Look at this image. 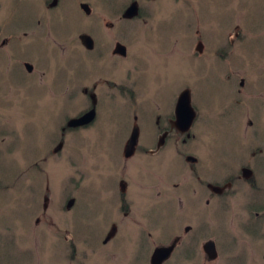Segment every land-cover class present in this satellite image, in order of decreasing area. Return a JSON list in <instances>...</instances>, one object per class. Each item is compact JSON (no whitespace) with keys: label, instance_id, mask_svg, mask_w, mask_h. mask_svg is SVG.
I'll list each match as a JSON object with an SVG mask.
<instances>
[{"label":"rangeland","instance_id":"374dc122","mask_svg":"<svg viewBox=\"0 0 264 264\" xmlns=\"http://www.w3.org/2000/svg\"><path fill=\"white\" fill-rule=\"evenodd\" d=\"M17 1L0 0V264H151L147 254L153 248L137 228L122 230L120 240L101 242L105 227L100 226L112 216L107 194L115 184L114 155L129 133L123 130L137 115L141 130L134 146L156 149L151 112L170 108L183 90L208 119L205 130L199 127V150L200 169L209 181L240 174L241 160L257 147L264 154V0H136L140 16L126 20L122 12L132 0H61L67 21L53 32L40 12L45 0ZM79 3L90 6L91 13L82 14ZM34 11L40 13L37 19L42 14L37 28L45 26L44 35L23 36V27L35 30L29 24ZM21 26L15 34L20 37H11ZM82 33L95 39L96 52L121 42L127 58L94 57L95 52H86L90 48L84 50ZM4 37L10 42L1 45ZM198 41L203 44L199 53ZM26 61L30 66L24 68ZM233 69L259 78L256 86L247 85L251 100L240 101L238 77L232 85L225 79ZM106 77L117 87L132 84L140 103L121 100L118 91L113 99L101 96L96 89ZM84 88L96 91L97 118L90 127L72 130L78 126L68 122L90 105ZM136 157L171 186L185 177L183 161L168 152L162 159ZM256 158V190L237 183L235 193L214 200L205 222L216 243L215 260H204L199 243L185 250L191 257L177 249L181 255L168 264H264V226L241 229L264 224V155ZM162 205L144 215L151 242H162L179 224L171 205L161 211ZM255 210L261 211L258 219L252 216Z\"/></svg>","mask_w":264,"mask_h":264},{"label":"flooded vegetation","instance_id":"af4514ba","mask_svg":"<svg viewBox=\"0 0 264 264\" xmlns=\"http://www.w3.org/2000/svg\"><path fill=\"white\" fill-rule=\"evenodd\" d=\"M136 2V0H132V2H130L128 6H130L131 4H135L137 6V16L127 18L122 17L124 20L140 16V8L138 3ZM60 3L61 0H45L43 5L40 2L43 8L42 9L40 6V12L45 13V16L47 18V25L52 32L55 27L60 29L67 21V15L64 12V6L60 5ZM81 4L82 3H79V8L82 11V14H90V6L89 9L83 10L81 8ZM125 10L126 9H124L123 11L125 12ZM39 14V12L36 13L34 11L33 15L35 16V19L31 23L28 22L31 25H35L36 31L28 26H25L23 27L26 29L25 31H23V36H27L31 33L34 34L38 31H40V35H44L43 29L45 26L42 28H37V25H40L42 23V14L40 15V18L37 19ZM43 21L45 22V19ZM9 23L21 25V22L17 23L15 21H12ZM110 24L113 25L112 22ZM16 27L14 35L10 34L11 37H20V35L15 34L18 31H21L23 28L22 26L18 29ZM87 34L88 33L80 34V40L81 35ZM88 35L90 36L91 41L88 42V48H90V50H88L89 52L86 51L87 46H85V44L81 41V44L87 53L91 54L92 52H95L94 57H96L97 55L99 58L105 60L108 59L110 61H113L114 58L118 57H120V59H123L122 57L127 58L128 55L126 46L124 45V48L117 47V45L121 44V42L115 41L112 49L108 48V46L104 44V46L100 48V51L96 52L95 50L97 44L95 43V39L90 34ZM57 38H60L58 34ZM20 39L21 38H17V40ZM6 42L9 43L10 40L4 37V39L1 40V45L5 44ZM197 43L198 44L196 46V51L199 53L203 49V44L201 41H198ZM202 53H200L199 55H201ZM207 57L209 59V53H207ZM26 64L27 61L23 63L24 68H26ZM32 68L33 65L31 64V69ZM29 72H31V70ZM224 76L229 85H232L238 77L237 80L240 86V88L238 89V93H241L240 101H244L245 99L247 100L248 97L250 100L253 98V96H249L248 94V92H252L249 91L248 86H250L251 82H254V86L257 85L259 79L257 76L253 77L249 70L243 71L239 69H233L229 72H225ZM127 77H131L129 73H127ZM105 79V81L102 82L103 84L100 85L102 87H97L96 89L101 93L103 92L101 96L113 99L114 94L118 91L121 100L131 101L133 103L139 102L137 101L139 97L134 96V93H136V91L133 89L132 84V87L130 88L127 84L126 86L128 87H124V85L121 87H117L115 83H113L115 82L114 78L112 79V77H106ZM207 80H209V77ZM104 86H106V88H104ZM124 89L129 92V94L123 95L121 91H124ZM106 90H108V94L105 93ZM81 92L84 95V99L90 100V105L87 106L88 108L86 107L85 110L76 115L75 118H78L83 114L91 111L93 112L92 118L88 122L78 127L69 128L72 130L90 127L94 124L97 118L96 103L99 98L95 95L96 91L91 92L89 89L86 90L84 88V90ZM183 93V90H179L170 108L166 110H160L158 112H151L154 133L155 135H157L155 144V146L157 147L156 149H153V147V150H151L143 144L139 145V143H137L136 146L129 145V136L132 134L133 130L136 129L138 135L141 130V127L137 120V115H134L129 120L131 126H126L124 128L123 131L129 132L128 137L125 140V145L122 151L119 153H115L114 155L113 161L115 162L116 170L113 178L115 179V184L111 193L107 194L108 202L110 201L109 203L111 205L112 216L108 221H106V223L100 226L105 227L102 233L103 237L101 241L103 245H107L109 243H112V241L114 240H120L121 238H123L122 230H126L130 227L139 229L142 232L145 241L150 243V249L151 247L153 248L151 250V253L149 252L147 254V260L149 258V261L152 252L156 247L174 244L169 257L166 258L165 261L162 262V264H168L175 258L177 254H180L177 249H179L180 252L183 253V257H191L189 252L186 253V255L184 254L185 250L189 248V251L191 252V249L193 247L196 246L197 249L199 243L202 247L204 260H207L206 262H213L215 260H209L203 249L204 243L206 241L212 240L211 238H209V225H206L205 222L207 220L209 221V215L213 214L215 201H219L220 199L224 200L226 196H230V194L235 193L237 189L235 185L237 183L248 185V187L251 188L252 191L256 190L253 187L257 186V183L260 182V180L258 179L260 178H258L259 176L256 175L259 172H257L254 168V161L255 159H257V155H264L263 153H261L262 149L257 147L254 151H252L251 157L246 158V156L244 160H241L244 162L240 166V174L226 175L224 176L223 181L220 183L216 181H209V175H205L202 172V169H200L202 167V157L200 153L201 151L199 150L201 149L199 147V144L201 142V139H199L201 131L199 130V127L202 128V130H205L204 122L208 119L201 118L202 113L192 103L190 95L183 97ZM85 94L88 96H86ZM186 98H188L189 101L185 100ZM143 99L144 97L141 98V101ZM181 100L187 101L189 102V104H183L182 106ZM135 121H137L138 125L135 123ZM247 122L250 126H253L254 124V121L252 119L248 120ZM63 127L62 131L65 132V130L68 128L63 129ZM64 132H61L62 137L65 136ZM186 141H190L191 143H189L188 145L187 143H185ZM150 151H153L154 153H150ZM167 152L170 154V158H177L178 160H182L184 163V169L182 171V174H184L185 176L184 179L172 183V186L166 182V176L160 174L152 166L135 160L137 158L136 155H154L155 157L162 159V157L167 156ZM182 174L177 176V179L183 178L181 176ZM70 199L67 200V203ZM159 204H163L160 207L161 211L164 210L165 204L171 205L174 214L179 221V224L176 228V231H171L172 235L170 236V238L168 237L171 232H169V234H166L162 242H160L161 240L156 239H153L151 242L149 240V238L151 237V233L146 231V229L149 228V224L145 220L144 215L150 209H153L154 206L157 208V210H159ZM247 206L248 205L245 204L243 208H246ZM260 212L261 211L255 210L253 211L252 216L258 219L261 214ZM257 219L255 221L259 222ZM199 223H201V227H199ZM261 226H264V224L248 223L242 225L241 229L243 232H245L246 229H252L251 227ZM177 231H180V234H177ZM198 234L200 235L198 236ZM116 251L117 249L113 248L110 254L112 260H115L117 254ZM194 261H196V259Z\"/></svg>","mask_w":264,"mask_h":264},{"label":"water","instance_id":"95a60500","mask_svg":"<svg viewBox=\"0 0 264 264\" xmlns=\"http://www.w3.org/2000/svg\"><path fill=\"white\" fill-rule=\"evenodd\" d=\"M83 7H85L84 9H88L86 4H82ZM137 14V6L135 4H131L124 12L125 17H132L135 16ZM81 41L88 47V42L90 41V37H88V35H81ZM117 47H122L124 48V45L122 44H118ZM28 67L30 66L29 64H26ZM31 68V67H30ZM182 101V106L183 104H188L187 101ZM92 111L91 112H87L85 114H83L82 116L78 117V118H73L68 122L69 126H79L82 125L86 122H88L89 120H91L92 118ZM137 130H133L131 136H130V140H129V145L130 146H134L136 143V134ZM133 148V147H132ZM174 244L171 245H167V246H158L154 249V251L152 252L151 258H150V263L151 264H162V262L169 257V254L171 252V250L173 249ZM203 249L204 252L207 256V258L209 260H214L217 257V250L215 247V243L213 240H209L206 241L203 245Z\"/></svg>","mask_w":264,"mask_h":264}]
</instances>
